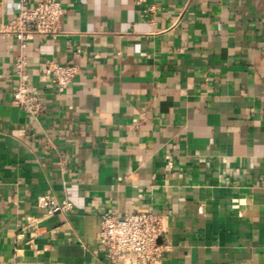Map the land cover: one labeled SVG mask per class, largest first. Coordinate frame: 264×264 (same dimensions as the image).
<instances>
[{
	"label": "crops",
	"instance_id": "crops-1",
	"mask_svg": "<svg viewBox=\"0 0 264 264\" xmlns=\"http://www.w3.org/2000/svg\"><path fill=\"white\" fill-rule=\"evenodd\" d=\"M60 2L62 34L26 48L34 119L0 0V264H114L101 216L134 211L163 216L160 264H264V0ZM49 61L80 66L63 93Z\"/></svg>",
	"mask_w": 264,
	"mask_h": 264
},
{
	"label": "built area",
	"instance_id": "built-area-1",
	"mask_svg": "<svg viewBox=\"0 0 264 264\" xmlns=\"http://www.w3.org/2000/svg\"><path fill=\"white\" fill-rule=\"evenodd\" d=\"M144 4L149 0H135ZM19 11L10 21L6 32L20 42L15 61L18 82L12 91L13 101L34 119L43 112V105L36 90L31 89L29 65L26 56L28 42L36 37L62 34V17L65 8L60 0H42L34 6L29 0H18ZM81 72L78 64L45 62L40 67L43 80H50L59 93H63ZM172 162L169 165L172 166ZM38 206L49 214L72 209L69 201H59L50 196L38 199ZM163 216L150 211H134L124 214H104L100 220L99 244L107 259L114 264H160L169 249L163 229Z\"/></svg>",
	"mask_w": 264,
	"mask_h": 264
}]
</instances>
